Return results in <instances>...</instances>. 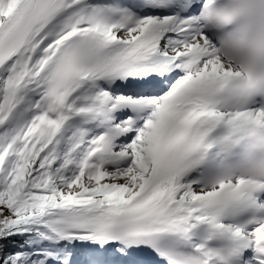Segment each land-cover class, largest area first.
I'll return each mask as SVG.
<instances>
[{"label": "snow or ice", "instance_id": "1", "mask_svg": "<svg viewBox=\"0 0 264 264\" xmlns=\"http://www.w3.org/2000/svg\"><path fill=\"white\" fill-rule=\"evenodd\" d=\"M0 264H264V0H0Z\"/></svg>", "mask_w": 264, "mask_h": 264}]
</instances>
